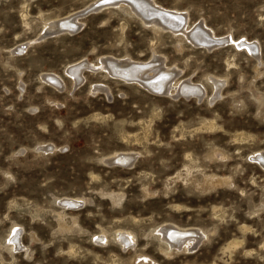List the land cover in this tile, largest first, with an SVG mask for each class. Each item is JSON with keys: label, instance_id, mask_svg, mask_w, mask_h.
<instances>
[{"label": "rangeland", "instance_id": "1", "mask_svg": "<svg viewBox=\"0 0 264 264\" xmlns=\"http://www.w3.org/2000/svg\"><path fill=\"white\" fill-rule=\"evenodd\" d=\"M96 1L0 0V264H264L254 158L264 153V0H151L184 14L188 31L202 24L232 40L209 49L123 4L80 16ZM68 15L76 32L36 40ZM127 59L176 70L173 87L188 81L203 95H158L105 70L75 85L65 73ZM124 152L130 167L107 161ZM173 225L203 238L169 246L161 232Z\"/></svg>", "mask_w": 264, "mask_h": 264}, {"label": "bare ground", "instance_id": "2", "mask_svg": "<svg viewBox=\"0 0 264 264\" xmlns=\"http://www.w3.org/2000/svg\"><path fill=\"white\" fill-rule=\"evenodd\" d=\"M100 1H102V0H97L95 5L98 2H100ZM130 1L140 10H142L143 8H146V7H148L150 9V11H147L149 13V17L142 18L141 16H138L134 12V10H132V8H130L141 19L142 22H144L146 24L152 23L151 25L159 26L161 28V30L162 29L170 30L171 32H173V34L174 33H180V34L186 35V37L193 44L194 43H198V44H201L203 47L209 49V48L215 47V45H217L220 42H222V43L224 42L225 45H226V43H228V42L231 43L230 41H232L231 38L228 39L226 37L225 38L222 37L220 39L216 38L214 36V34L211 33L210 30H207L206 28L202 27V24L201 25L197 24L193 28H191V30L188 31V27L186 25L187 23H186L184 14H181V13H179L177 11L174 12L172 10H167L165 8H162L161 6L157 5L155 2H152L151 0H130ZM144 10H146V9H144ZM77 14H78V12H77ZM74 16H72V17H74ZM77 18L78 17L71 18V16L68 15V17L62 18L60 20L57 19L58 21L56 20L54 23L48 24L46 26V29L44 30L42 36L45 35V34L51 33V32L59 31V27L60 26L61 27L64 26L65 28H69V29L72 28V27L78 28L80 26V24L78 22L79 18L78 19ZM159 27L157 29H159ZM153 28H154V26H153ZM197 30H199L200 33L199 32L195 33ZM66 32H71V31L66 29ZM180 34H178V35H180ZM191 36H192V38L195 39V42L192 41ZM234 42H238V41H234ZM238 45L239 46H245L246 48H250L251 51H254V49H255L254 48L255 46L252 47L251 46L252 45L251 42H249V41H247L245 39H242V41ZM23 48H25V46L23 44H21V45H18L17 47H15L13 50L14 51L22 50ZM12 53H13V51H12ZM115 60H117V59H115ZM153 63H151V61L150 62L149 61L148 62H135V61H132L131 59L130 60L127 59L125 61L124 60L123 61L119 60V62L118 61H116V62L111 61V62H107L106 64L100 63V65L96 66V65H93V64H89L86 61H78V62L70 64L66 68L65 73H66V75L69 76V78L71 77L72 82H74L75 85H77L78 83H80V85H81V83L84 81V75H83L84 71H86V70H88V71H99V70L102 71V70H105L106 73H108L109 75H111L112 77H115V78H119L118 76L126 77V78H132L134 76H137L140 79V81H141L140 82L141 86L144 87L143 89L146 88V89H149L150 91H152L154 93L155 92L159 93L158 95L162 94V96H163V94H166V95H171L172 96L173 95L172 92L175 93V96H177L178 93H188L190 95L191 94L192 95H196V97L203 95V94H201L202 93V89L199 88V86H197L196 84H193L191 82H188V81H182L178 87L177 86L173 87L172 86V82H174L173 81L174 80L173 79L174 75H172V73L170 71H174V70H170L169 69L170 70L169 71V70L163 69V68H161L159 66L156 67V68L154 67V69L152 68L153 70L151 68L147 69L149 66L150 67L151 66H156L155 64H157V63H155V64H153ZM174 72H176V70ZM44 78H46L47 80H49V81H51L52 83H55V84H58L59 83V79H60V77L58 79V76H54V75H51V74H46L44 76ZM119 79L122 80V78H119ZM221 79H223V78H221ZM214 80H216V79H214ZM217 81H218V79H217ZM96 85H98V84H96ZM96 85H93V86L95 87ZM62 88H63V86H62ZM98 88H99V86H98ZM173 88H175V89L172 91ZM58 89H61V88H58ZM100 89H102V88H100ZM215 89H217V87ZM217 94L218 93H216V95ZM212 96H213V94L211 95V97ZM44 148H46V147H43V149ZM44 150L46 151V149H44ZM125 153L126 152H124V154H117L116 153V155L115 154L112 155V157L109 158L107 161L110 162V164H112L113 166L130 167V163L134 159L135 156L133 154H130V153L129 154H125ZM254 158L255 159H259L262 163H264V153H262V152L256 153L254 155ZM115 162L117 164H115ZM72 199L71 200H64L63 199V201H61L60 203L62 205H64L67 209L69 208V209H72V210H76L74 208L77 205H79V204H77L79 199H78V201L77 200H72ZM61 200H62V198H61ZM14 227H15V225H14ZM11 229H13V228H11ZM15 231H14V233H15ZM120 231L121 232H118V234H117V241H119L122 244V247H128L130 245V242H134V241H132L134 238H132V236L130 235V232H122V230H120ZM201 232H200V230L182 229V228L175 227L173 225V226H169V227L167 226L165 228L164 232H161V233H162V239L169 246H175L178 249L185 248L188 251V250L195 249V247L198 244V242L200 241V239L203 238V237L200 236ZM102 234L103 233H101V235ZM202 234H203V232H202ZM95 236L97 237V235H95ZM103 238H104V236H103ZM8 239H10L8 241H12V245H13L14 249L16 247L17 248L19 247L21 242L19 241V238L18 239L16 238L15 235H14V237H12V238L10 237ZM131 245H133V244H131ZM20 246H22V245H20ZM172 248L173 247H171V249Z\"/></svg>", "mask_w": 264, "mask_h": 264}, {"label": "water", "instance_id": "3", "mask_svg": "<svg viewBox=\"0 0 264 264\" xmlns=\"http://www.w3.org/2000/svg\"><path fill=\"white\" fill-rule=\"evenodd\" d=\"M120 4H123V5H126L128 6L129 8H132V10H134V12L138 15V16H141L142 18H147L149 17V13L147 11H150V9L148 7L146 8H143L142 10L138 9L130 0H107V2H105V0H102L100 2H98L95 6H93L92 8H90L87 12L83 13L82 15L80 16H86L87 14L93 12V11H96L100 8H103V7H108V6H115V5H120ZM146 9V10H144ZM66 29L71 31L69 33H74L77 31L78 28H75V27H72V28H65L64 26L63 27H59V31H56V32H51V33H48V34H45L43 35L42 37L38 38L37 41H43V40H46L48 38H51V37H54L56 35H59V34H62V33H65L66 32ZM200 31L197 30L195 33H197ZM192 38V36H191ZM192 41L195 42V39L192 38ZM196 46H202L201 44H198V43H194ZM225 44L224 42H220L218 43L217 45L215 46H218V45H223ZM27 46L25 48H23L22 50H16L14 51L13 53L14 54H18V55H21L25 52ZM119 78H122L123 81L125 82H128V83H138L141 85V81L140 79L137 77V76H134L132 78H126V77H121V76H118ZM47 82L49 83H52L51 81L47 80ZM152 82V81H151ZM143 84V83H142ZM191 93V92H190ZM155 94H159V93H156ZM176 97H183V98H186V99H189L191 97H196V95H190L188 93H178ZM196 98H201L200 96L196 97ZM48 151H51V147L47 149ZM134 160V159H133ZM133 160L131 161L130 165L132 164ZM260 164H263L261 161H259ZM115 164H117L115 162Z\"/></svg>", "mask_w": 264, "mask_h": 264}, {"label": "snow or ice", "instance_id": "4", "mask_svg": "<svg viewBox=\"0 0 264 264\" xmlns=\"http://www.w3.org/2000/svg\"><path fill=\"white\" fill-rule=\"evenodd\" d=\"M105 2H107V0H105Z\"/></svg>", "mask_w": 264, "mask_h": 264}]
</instances>
